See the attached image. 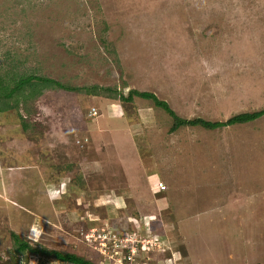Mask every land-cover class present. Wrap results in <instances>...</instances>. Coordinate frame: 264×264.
Masks as SVG:
<instances>
[{
    "label": "rangeland",
    "instance_id": "374dc122",
    "mask_svg": "<svg viewBox=\"0 0 264 264\" xmlns=\"http://www.w3.org/2000/svg\"><path fill=\"white\" fill-rule=\"evenodd\" d=\"M8 73L84 90H39L0 112V264H72L15 253L13 232L94 264H132L86 235L117 223L140 238L147 221L159 241L133 264H264V115L172 130L152 98H119L148 91L179 117L211 121L264 108V0H0Z\"/></svg>",
    "mask_w": 264,
    "mask_h": 264
},
{
    "label": "trees",
    "instance_id": "16d2710c",
    "mask_svg": "<svg viewBox=\"0 0 264 264\" xmlns=\"http://www.w3.org/2000/svg\"><path fill=\"white\" fill-rule=\"evenodd\" d=\"M51 87L77 91L84 90L83 86L70 88L55 79L45 76H37L31 74L28 76L20 75L19 77H15L14 74L10 75L9 73L6 75H0V112L5 109L17 107L20 98L21 100H24V102H26L27 100H29L28 98L34 96L35 93L40 91L43 93L47 88ZM27 90H29L28 93L26 92ZM103 91L110 96L113 95V98H118L116 97V93L113 92V89L111 87L103 88ZM130 94L131 95L128 98L124 97L123 95H119V98L121 100H125L126 102L132 101V94H136L145 98H152L157 106L163 108L173 117L171 126L172 130H177L182 126H201L206 129H217L235 124L248 123L264 115V108H262L257 111H248L235 114L224 121H211L202 117L182 118L176 114V112L168 105L166 101L159 99L155 94L151 92H140L138 90H132ZM12 235L15 242L14 250L17 254H22L24 252H30L37 255L47 254L50 256H54L58 260L69 262L72 264H94L92 260L85 258L84 256H81L77 253L62 252L57 249H49L45 247H33L29 244V242L21 240V237L18 233L13 232ZM143 250V248H140V255L142 254V252H144Z\"/></svg>",
    "mask_w": 264,
    "mask_h": 264
},
{
    "label": "built area",
    "instance_id": "2783aa9c",
    "mask_svg": "<svg viewBox=\"0 0 264 264\" xmlns=\"http://www.w3.org/2000/svg\"><path fill=\"white\" fill-rule=\"evenodd\" d=\"M157 186L161 190L166 189V184L162 181H159ZM112 228L114 230L103 228V231L98 235L94 233L96 229H92V232L86 235V239L91 244L94 240L98 239L100 245L99 252L111 257L112 260H119L121 263H125V260H127L133 264L135 262V256L140 253V248L150 249L149 246L154 243V240L159 241L157 234L148 225L145 228V233H141L143 235L142 237H144L143 239L137 236V232H130L127 228L126 230H124L125 228L122 230L116 229L113 226ZM136 264L142 263L137 262ZM143 264H147V262Z\"/></svg>",
    "mask_w": 264,
    "mask_h": 264
},
{
    "label": "crops",
    "instance_id": "0c3cea01",
    "mask_svg": "<svg viewBox=\"0 0 264 264\" xmlns=\"http://www.w3.org/2000/svg\"><path fill=\"white\" fill-rule=\"evenodd\" d=\"M118 133H116L117 135ZM156 171L161 175V179L159 181H162L166 184V175L163 174V172L161 173L160 172V169H156ZM150 179V177H149ZM159 183V182H158ZM5 188V187H4ZM150 192L153 194L154 196V199L155 201H157V204L159 205V209L161 210V208H166V189L165 190H161L160 188H158V186L154 183H151V187H150ZM107 199L105 203H110V204H113V206L116 204L115 203H120V200L122 201V203L124 204L125 203V206H127L126 204V201H125V196H122L118 201H114L113 199L111 200V196L107 195L106 196ZM104 200V199H103ZM125 201V202H124ZM120 206H121V203H120ZM161 207V208H160ZM123 211H127V208H125L124 206L123 207H120ZM164 210V209H162ZM124 213V212H123ZM122 213V214H123ZM150 220L152 221L153 218H155V216L151 215L149 216ZM160 218V217H159ZM133 221H137L135 218H131V216H129V220H132ZM157 219V217H156ZM162 218H160L161 220ZM164 219V218H163ZM151 222L147 221V224L145 223V225L148 227H151ZM163 223V222H162ZM113 227H115L116 229L119 228V225H117V223H113L112 225ZM122 230V229H121ZM162 243L165 245L166 244V236H163L161 235L160 237ZM143 253V252H142ZM157 254H162V255H165L166 254V246H164V248L162 250H160ZM156 256V255H155ZM153 258V257H152ZM152 258H150L148 261H151L153 260ZM163 261H164V264H166V258H163Z\"/></svg>",
    "mask_w": 264,
    "mask_h": 264
}]
</instances>
